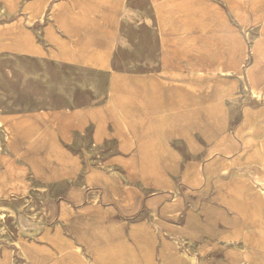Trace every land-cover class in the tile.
<instances>
[{"label": "rangeland", "instance_id": "1", "mask_svg": "<svg viewBox=\"0 0 264 264\" xmlns=\"http://www.w3.org/2000/svg\"><path fill=\"white\" fill-rule=\"evenodd\" d=\"M0 264H264V0H0Z\"/></svg>", "mask_w": 264, "mask_h": 264}, {"label": "bare ground", "instance_id": "2", "mask_svg": "<svg viewBox=\"0 0 264 264\" xmlns=\"http://www.w3.org/2000/svg\"><path fill=\"white\" fill-rule=\"evenodd\" d=\"M63 95H66V92H64V94H61V95H56L52 91H47V95H46V98L48 99L47 103H48V105L52 106V114H54V111L57 110L56 108H53V105H55L57 103V101L60 98H62Z\"/></svg>", "mask_w": 264, "mask_h": 264}]
</instances>
